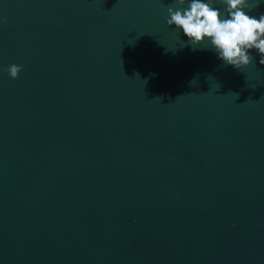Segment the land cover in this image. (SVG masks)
<instances>
[{"label":"water","instance_id":"water-1","mask_svg":"<svg viewBox=\"0 0 264 264\" xmlns=\"http://www.w3.org/2000/svg\"><path fill=\"white\" fill-rule=\"evenodd\" d=\"M169 6L0 0V264H264V65Z\"/></svg>","mask_w":264,"mask_h":264},{"label":"clouds","instance_id":"clouds-1","mask_svg":"<svg viewBox=\"0 0 264 264\" xmlns=\"http://www.w3.org/2000/svg\"><path fill=\"white\" fill-rule=\"evenodd\" d=\"M260 2L255 0V7ZM174 3L175 7L167 8V24L182 30L193 50L211 49L223 62L222 66L238 70L253 63L251 51L255 50L260 56L259 63L264 65V14L259 18L247 14L255 8L253 0H174ZM217 3L224 6L223 11L216 7ZM3 70L12 79H18L23 69L12 64Z\"/></svg>","mask_w":264,"mask_h":264}]
</instances>
